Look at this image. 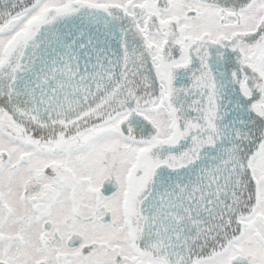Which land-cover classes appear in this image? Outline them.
<instances>
[{"label":"snow or ice","instance_id":"1","mask_svg":"<svg viewBox=\"0 0 264 264\" xmlns=\"http://www.w3.org/2000/svg\"><path fill=\"white\" fill-rule=\"evenodd\" d=\"M0 264H264V0H0Z\"/></svg>","mask_w":264,"mask_h":264}]
</instances>
